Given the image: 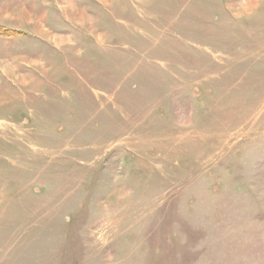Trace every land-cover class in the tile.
<instances>
[{"label":"rangeland","instance_id":"obj_1","mask_svg":"<svg viewBox=\"0 0 264 264\" xmlns=\"http://www.w3.org/2000/svg\"><path fill=\"white\" fill-rule=\"evenodd\" d=\"M0 264H264V0H0Z\"/></svg>","mask_w":264,"mask_h":264},{"label":"trees","instance_id":"obj_2","mask_svg":"<svg viewBox=\"0 0 264 264\" xmlns=\"http://www.w3.org/2000/svg\"><path fill=\"white\" fill-rule=\"evenodd\" d=\"M2 28H0V34L3 33V30H1ZM2 35V34H1Z\"/></svg>","mask_w":264,"mask_h":264}]
</instances>
